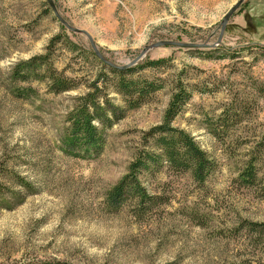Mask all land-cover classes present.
Here are the masks:
<instances>
[{"label":"rangeland","instance_id":"obj_1","mask_svg":"<svg viewBox=\"0 0 264 264\" xmlns=\"http://www.w3.org/2000/svg\"><path fill=\"white\" fill-rule=\"evenodd\" d=\"M53 1L117 65L159 40L199 45L147 49L132 76L161 87L130 108L88 37L46 0H0V264H264V0H244L218 44L236 0ZM35 55L70 88L56 91L44 70L16 74ZM179 87L189 96L171 125L205 152L209 173L198 182L157 157L138 174L155 198L114 210L107 192L139 150L160 153L146 133ZM89 92L119 118L95 120L103 147L78 157L63 145ZM250 165L253 185L242 176Z\"/></svg>","mask_w":264,"mask_h":264},{"label":"trees","instance_id":"obj_2","mask_svg":"<svg viewBox=\"0 0 264 264\" xmlns=\"http://www.w3.org/2000/svg\"><path fill=\"white\" fill-rule=\"evenodd\" d=\"M160 62L154 60L146 63L148 66H157ZM42 65L45 66L44 69ZM105 65L116 77V89L124 96L127 106L130 108L146 101V96L149 93H153L161 87L159 83L153 80L133 77L132 73L136 69L133 65L124 69ZM51 66L47 63L45 55H35L25 61H20L15 70L17 71L16 74H20L18 71H24L26 75L36 72V70H44L56 91H64L70 88L66 80L60 77ZM188 96L189 93L184 88H177L165 110L163 121L153 126L146 133V139L152 141L160 153L146 149L139 150L129 164L127 173L107 192V202L114 210L120 208L131 197L140 201L144 199L151 201L155 198L145 192L138 180V174L146 170L152 162H156L157 157L162 158L178 171H190L198 182L205 180L211 167L205 152L197 146L189 133L171 125V121L186 102ZM115 109L119 110L109 99L100 102L96 93L89 92L80 97L79 105L70 113L68 135L63 145L65 152L78 157H92L99 153L103 147V137L94 121L97 120L103 125H110L113 120L119 118ZM242 176L248 185H253L256 175L251 165L246 167ZM258 230L261 231L262 228ZM37 264L68 263L61 260H44Z\"/></svg>","mask_w":264,"mask_h":264},{"label":"water","instance_id":"obj_3","mask_svg":"<svg viewBox=\"0 0 264 264\" xmlns=\"http://www.w3.org/2000/svg\"><path fill=\"white\" fill-rule=\"evenodd\" d=\"M48 5L50 6L54 16L57 18V20L64 25L69 31H73L76 33H82L85 34L90 42V45L92 47V49L94 50L96 56L103 61L105 64H107L110 67H114V68H118V69H124L127 68L129 66L134 65L137 61H139V59L143 56V54L145 53V51L147 49L153 48V47H157V46H161V45H178V46H197L199 44L196 43H187V42H180V41H175V40H159L156 41L152 44L146 45L144 47V49L142 50V52L135 58L133 59L131 62L124 64V65H117L111 61H109L106 57H104V55L98 50L96 44L94 43V40L92 39L91 35L84 29L78 28V27H73L72 25H70L58 12L56 5L54 3L53 0H46ZM244 0H236L235 3L226 11V13L223 15L221 21H220V32L218 34L217 37V41L215 44H218L221 41L223 32L225 30L226 24L229 20V18L231 17V15L236 11V9L242 4ZM201 45V44H200ZM203 45V44H202Z\"/></svg>","mask_w":264,"mask_h":264}]
</instances>
